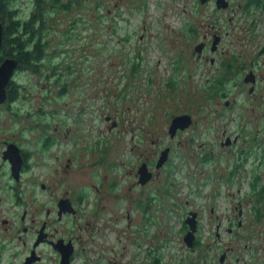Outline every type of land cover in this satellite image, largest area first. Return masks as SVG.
I'll list each match as a JSON object with an SVG mask.
<instances>
[{
  "label": "rangeland",
  "instance_id": "rangeland-1",
  "mask_svg": "<svg viewBox=\"0 0 264 264\" xmlns=\"http://www.w3.org/2000/svg\"><path fill=\"white\" fill-rule=\"evenodd\" d=\"M30 1H18L24 18L30 12ZM231 1L235 5L242 3V0ZM61 2L63 6L70 3L72 9L67 11L63 6H57L56 10L48 12L44 37L47 43L45 55L55 58L57 76L43 66L38 69L39 72L15 74L17 84L23 88L19 101L10 108H0V142L19 138L28 145L32 157L31 172L18 188L20 194L13 191L15 183L8 176L3 178L1 185L6 193L0 192V224L6 218L12 230L22 229L24 225L19 218L26 207L29 217L34 209L37 211L41 207L36 217L37 226L40 219L47 220L46 210H52L57 196H64L70 191L68 194L75 195L76 199L77 193L82 191L81 186L91 183L92 171L97 165L94 161L99 162L106 149L109 155L112 154V160L119 163V169L113 168L114 171L109 172L105 166L101 170L99 165V170L110 180L118 178L119 182L122 179L129 183L128 172L137 162L141 164L143 150L151 149L152 138H160L161 145L169 144L173 151L168 166L155 181L148 183L147 188L139 187L138 192H130L123 187L122 195L135 202L141 198V190L145 194L148 191L155 194L156 190L164 191L175 179L173 197L184 206L189 202L190 209L200 213L199 223L205 243L214 244L216 239H210L209 233L220 227L222 234L217 241L221 247H233L242 264H264V220L256 222L250 214V198H246L242 206L238 205L241 197H248V182L252 178L249 171L254 161L247 164V170L245 168L240 174L233 187L221 188L218 197H214L213 193L219 181L211 180L215 174H226L232 164L234 166L237 147L251 145L240 137L243 129L244 134H260L264 140V15L260 25L249 29L251 19L245 18L237 6L234 26L227 23L228 12L214 14L212 3L200 6L195 15L196 12L191 10L198 7V0ZM216 17L225 21H216ZM186 21L198 26L202 34L210 32L214 21L218 24L223 41L215 54L214 65L205 60L196 64L194 48L197 43L186 40L182 30ZM184 49L185 55L181 52ZM223 52L225 54L220 55ZM210 53L211 49L205 55ZM232 55L238 57L237 64L229 60ZM224 64H231L234 70L227 86L229 98L209 99V85L214 76L221 73ZM252 64H255L254 67ZM136 66L137 71H134ZM241 66H245L244 71L240 70ZM250 70L262 77L253 96L249 95V88L242 82L244 72ZM57 79L59 81L55 83ZM227 101L234 107L226 109ZM41 107L44 113L40 111ZM180 115L193 117L196 126L179 133L172 140L169 126L172 118ZM106 116L116 119L119 126L115 127L114 123L107 121ZM225 134L240 141L229 152H221L224 149L220 142ZM32 138H40L36 142L41 141V144L49 138L48 143L56 141L57 145L45 153L40 144L30 146ZM37 148L39 152L35 151ZM70 149L73 151L70 152ZM211 151L215 152L211 162H201L205 156L202 157V154ZM130 152L132 158L128 159ZM222 153L227 157H223ZM120 159L121 162H118ZM67 164L71 166L65 169ZM169 169L171 178L167 175ZM205 181L210 182L203 187ZM28 182L32 185L29 186ZM41 183L47 187L45 193L32 191L37 190ZM194 183L201 186L200 195L194 193ZM209 187H214V191ZM31 191L39 201L29 195ZM228 191L232 196H227ZM244 206L247 214L241 221L242 227L235 232V227L228 226V217L233 215V210L240 213V207ZM127 209H130L133 219L131 223L126 219ZM116 211H119L120 220L116 222L119 232L112 230L119 238L113 232L107 236L100 255L115 259L119 264H147L149 259L145 255L161 242V238H166L165 234H170L171 247L164 260L180 264L185 259L186 251L178 234L179 223L172 214L157 210L155 206L154 222L146 236L142 232L144 214L140 209L134 210V205L121 203ZM113 212L109 204L102 215H106V222L114 218ZM53 226L56 228L54 223ZM227 227L233 230V236L232 232L226 231ZM3 230L6 228L0 226V231ZM93 231L100 233V228L94 226ZM135 239L136 244L133 243ZM117 240L119 243L116 246L114 243ZM9 243L10 249L0 253V264H20L23 256L20 255L21 250L17 251L14 247L17 242L10 239ZM212 246L214 249L210 255L222 252L218 246ZM139 249L142 255L138 259L136 251ZM43 251H46V256L51 255L50 250L44 248Z\"/></svg>",
  "mask_w": 264,
  "mask_h": 264
},
{
  "label": "flooded vegetation",
  "instance_id": "flooded-vegetation-1",
  "mask_svg": "<svg viewBox=\"0 0 264 264\" xmlns=\"http://www.w3.org/2000/svg\"><path fill=\"white\" fill-rule=\"evenodd\" d=\"M198 3H199L198 7L196 6L194 10H191V12H196L195 15L198 14L199 12L198 9L200 6L205 7V4L208 5L209 3H212L214 5L213 6L214 14L215 13L218 14L222 12L229 13L227 17V23L231 26H234L235 21L237 19L236 6L239 11H242L245 14V18L249 19L251 17L246 12L247 7L246 4L244 3V0H242V3L238 2L236 5L234 4L233 1L228 0L229 4L228 7L225 9L218 8L217 0H208L206 3H202V0H198ZM198 3H194V4H198ZM260 11H264V8H261ZM262 15H264V13H261L260 18ZM220 19L221 18L216 17V21ZM216 21H214L213 25H210L211 28L210 32L208 31L205 34L201 33L202 31H200L198 26L192 25L188 21H186L184 24V29H182L185 31L184 38H186V40H191L197 43L194 48L197 65L199 62L203 60L209 61L212 65L215 64V60H216L215 54L219 52L220 44L223 41L222 31L219 28L218 24L215 23ZM222 21H225V19L223 18ZM258 25H260L259 22H255L251 20V23L249 24V29H251V26L255 28ZM141 40L144 39L141 37ZM216 40L219 41V45L217 46L218 51L212 52L211 50V53L209 55L208 54L205 55L206 51L208 52L209 49H212V45ZM199 45H204V49L202 52L196 51V48ZM181 52H183L184 55L186 53L185 49L181 50ZM224 54L225 53L223 52L220 55H224ZM234 57H235L234 55L229 56V60L231 61V63L237 64L239 59L238 57H236L234 60ZM174 59H176V57ZM252 65L254 67L255 64ZM137 68L138 66H136L134 71H137ZM241 69H243L244 71L245 66H241L240 70ZM261 79L262 77L260 78L259 75H256V72L254 70H250L247 73L244 72L243 80L242 79L241 80L244 83V85L249 88V92H248L249 95L253 96V94L257 89L258 83L260 82ZM239 85L241 86V82ZM250 91L253 92L250 93ZM11 103H13V101L11 100V98H9V93H8V98L6 103L0 105V108L1 107L10 108ZM233 103L235 104V100L233 101ZM233 103H231L230 105V102L227 101L225 103V108L230 109L234 107ZM105 118L107 121H110L111 124L114 123L115 127L119 126V123L116 119L110 116H106ZM174 118L175 117L172 118L171 124ZM192 120L193 123L190 126V128H192L193 125L196 126V122L194 121L193 117ZM181 132L183 131H178L176 136L179 135V133ZM175 137L171 138L170 136L172 140H175ZM18 139L6 140L0 142V192L6 193L5 188H3L1 184L3 178L5 176H8V178H10L15 183V186L12 188L13 191L20 194L18 188L20 185H22L23 183L22 181L24 180V178L26 179V175L29 172H31L30 170L31 161H32L31 151L28 149V145H26L23 141H19ZM37 139L40 138H32L30 146L38 145V144L44 146L45 143L41 144V141L36 142ZM239 142L240 141H238V138L235 137V139H232L231 136H226L225 134L224 140L220 142L221 147L224 149L221 152L232 151L233 146L238 144ZM13 145H15L18 148L19 155L14 153L13 148L11 150L9 149ZM53 145H57V142L53 141L48 143L47 141L46 146L47 147L49 146V148L47 149L45 148L44 150V147H41L42 152L47 153ZM151 145L152 146L150 150H143V152L141 153V160H140L141 164L139 165V163L137 162V164L133 165L131 170L128 172L127 177L131 179L129 183H127V181L124 182V180L122 181V179L119 182L118 178H114L110 180L106 174H102L101 170H103V166H105L106 170H108L109 172L111 171L113 172L114 170L119 169V163H116L117 161L112 160V154L109 155L108 152H102V157H100L99 162L94 161V163H97V165L94 167L95 170L93 168L92 171L93 177L91 178V183H87L86 185L81 186L82 191L77 193L76 199L74 198L75 195L73 196L71 194L70 196L68 194L70 193V191H67L64 196H57L55 198L56 202L54 203V207H52V210L51 209L46 210V215L48 217L47 220L42 219L43 220L42 221L40 219V223L37 226L38 221L36 217L39 215L41 211V207L40 209H37V211H35L34 209V213H30V217H29V210L27 209V207L23 209L19 218V220L24 225L22 229L12 230V228H10V221L6 218L2 219L4 221L3 224H0V226H3L4 229L6 228V230L0 231L2 232V234L0 235V253L3 254L6 252V250L10 249L9 240L11 239L17 242V245L14 246L17 249V251L21 250L20 255H22L23 258L19 262L20 264H119L115 259L114 260L107 259L106 257L100 255V251H102V246L105 244V242L108 239L107 236L112 235V232L115 234V236H117V238H119V235L114 230H112L115 229L116 231H118L116 228L118 224H116V222L119 221L120 219L117 214L119 213V211H116V208L120 206L121 203H128L131 206L134 205V210L138 209L137 202L139 199L136 200L135 202L133 200H130L129 197H125L122 195L121 189L123 187H126L130 192H138L139 187L144 189L147 188L148 183L152 182L153 180L155 181V179H157L160 176L163 170L166 169L169 162L171 161V157L173 156V151L171 146L169 144L161 145L160 138L159 139L157 138L156 140L152 138ZM155 147L158 148L155 149ZM166 149L170 150L168 160L163 167L158 168L157 165L160 160V157ZM35 151L39 152V149L37 148ZM69 151L72 152L73 150L70 149ZM213 152L214 151H211V153L208 154L213 157ZM208 154L207 153L202 154V157L203 155H208ZM222 155L223 157L224 155L227 157V155L224 153H222ZM129 156L130 157L127 158L131 159L132 158L131 152ZM5 157H10L11 159L9 158L6 159ZM207 157L208 156H205L204 159L202 158L201 162L202 160L208 161L209 159ZM138 160L139 158L137 159V161ZM118 162H121V159L118 160ZM131 162L132 160H130V163ZM209 162H211V160H209ZM209 162H204V163H209ZM69 164L66 165L65 169H68L67 167L71 166ZM144 164L147 167V172L152 174V179L145 185H142L140 182L141 179L140 171L143 170ZM14 165H15V169L19 167L18 176L16 172H14L13 169ZM99 165L101 166V170H99L98 168ZM131 166L132 164H130L129 168ZM113 168L114 170H112ZM228 171L226 172V174L220 175L221 176L220 178L222 179V177H228L229 176ZM167 175L168 178H171L172 173L167 171ZM214 176L216 177L217 174H215ZM214 176L211 177V180H216L214 179L215 178ZM221 179L216 181L220 182ZM99 181H101L100 184L98 183ZM28 185L31 186L32 183L28 182ZM224 187H228V185L226 183H223L221 185V188ZM33 190L36 193H45L47 191V187L46 185H43L41 183L37 188V190L32 189V191ZM220 190L218 191V188L216 187L214 191V187H213V191H214L213 195L217 192V195L219 196L221 194ZM32 191L29 193V195L34 196L36 200V195ZM141 192L143 193V190H141ZM26 194L28 196L27 192ZM227 194L228 197L232 196V193H229V191ZM36 201H39V199H37ZM104 204H108V206ZM109 204L111 205V208L114 211L113 212L114 218L113 219L110 218L111 222H106V217H105L106 215H104V217H102V215L104 214V212H106V210H108ZM187 204L189 205L190 203L187 202ZM15 207L17 208L18 205H16ZM188 208L190 213L192 211L193 213L197 214L196 217V220L198 222L197 232H196V240H197V237L199 236L198 233L201 229V224L199 223L200 213L198 211L191 210L190 209L191 205L188 206ZM127 213L128 214L126 216V219L131 223L133 219H131L130 209H127ZM135 214L136 211L132 215L135 216ZM6 223H8L9 225H6ZM53 223L55 224L56 228L53 226ZM64 225L66 226L63 227ZM94 226H98L100 228V233L93 231ZM221 232L222 230L220 229V227H215V229L211 231L209 234L210 236H216L217 238L216 240H220V235L222 234ZM230 232H232V236H233L234 235L233 230L230 229L229 233ZM201 234H202V229L200 235ZM184 238L185 235L181 237V241L182 244L184 243L183 248L186 251V256L188 253L187 249L192 250L193 256H191V260H193L196 264H242L241 259H239L238 256L236 255L234 248L230 246L220 247L221 248L220 250L222 252H220L219 255H217V253L210 255L211 253L210 252L209 255L211 256V258L209 257L208 260L206 261V259L204 260L203 257H207L208 255L207 254L203 255L202 250L197 247L190 248L185 243ZM120 241L122 242L121 239ZM118 243L119 240H117V242H115L114 244H116L117 246ZM133 243L135 244L137 243L136 239L133 241ZM208 244L209 245H207V247L211 246V251H212V249H214V247L212 246L213 244L212 243H208ZM44 248L50 250L51 255L46 256L45 255L46 251H43ZM167 250L168 249L162 248L161 251L158 253V255H156L154 251L152 253L151 252L147 253L145 255L146 258L149 259V262L147 264H156L157 257L155 256H159L162 258L160 264H171V262H166V260H164ZM115 251H117V249ZM136 252H137L136 256L138 255V259H139V257H141L140 255H142V251L141 249H139V251ZM15 256L17 257L18 255ZM251 264H255V263H251Z\"/></svg>",
  "mask_w": 264,
  "mask_h": 264
},
{
  "label": "trees",
  "instance_id": "trees-1",
  "mask_svg": "<svg viewBox=\"0 0 264 264\" xmlns=\"http://www.w3.org/2000/svg\"><path fill=\"white\" fill-rule=\"evenodd\" d=\"M18 1L19 0H0V22L4 27V41L1 48V60L6 58L16 60L18 62V70L16 72L17 75L30 72H39L38 69L43 66L47 69H50L53 75L57 76V64L55 62V58L53 56L47 57L45 55L47 43L45 42L44 37L47 31L46 15L48 12L56 10L57 6H63L61 0H31L30 12L25 18L22 17L23 10L18 7ZM244 3L247 7V14L251 16L249 19L255 22H262L260 15L261 13H264V11H260V9L264 8V0H244ZM62 8L68 11L72 9V5L69 3V5H65ZM251 29L255 28L251 26ZM235 58L236 56L234 57V60ZM70 67L71 65L69 66V69ZM233 72L234 70L231 64H224L221 73H217L213 78V82L209 85L207 93L209 99L214 100L218 99L219 97L223 99L229 98L230 94L227 86L231 82L229 78L232 76ZM51 76L52 75H50V78ZM58 81L59 80L57 79L55 83ZM17 82L18 81L15 77L8 88L9 98H11L13 101L11 105L17 104L19 101L20 90H23L22 86L18 85ZM66 90L67 89H65L63 92ZM40 111L44 113L42 111V107L40 108ZM240 129L243 128L241 127ZM244 133L245 130L243 129V132L239 133L240 137L242 140H248L251 145H249V147L245 146L244 144L243 147H237V144L234 145L233 147H237L238 149L234 151L235 164L234 166L232 164V167H230L228 171L229 176L222 177L221 179V176L217 175L214 179H221L217 186L218 191L221 189V185L223 183H226L228 187H233L240 178V174L245 171V168L247 170V164L253 160L254 166L249 171L252 177L248 182L249 194L248 197L246 195L241 197V203L239 202L238 205H241L243 201H246V198H250L252 202L250 214L253 216L256 222L260 223L264 220V140L260 134L247 135ZM48 140L49 138H47V141ZM47 141H45L43 147H46ZM106 152H108L107 149ZM205 156H208L207 158L209 160H212L213 158L209 154ZM209 160H202V162H209ZM167 171L171 172L170 169ZM210 181H205L203 183V187L208 185ZM170 184L167 188H164V191L156 190L155 194H153L152 191H148L146 194L143 192L141 194V198L137 202L138 209H140L144 214L145 219L143 218L142 232L146 236L148 235V229L151 226V223L154 222L155 215L153 211L155 206H157V210H163L164 212H167L168 215L172 214V216L176 218L178 221L177 223H179L178 234L180 237H183V235L186 236V234L189 232L190 227L185 222L190 216L188 208L189 205L187 204L184 206L181 202L174 199L173 194H175V191L173 190V187L176 186V180L174 179ZM197 185L194 183L195 188L193 191L195 194L200 195L202 189L197 188L200 187ZM212 189L213 187L209 188V190ZM213 196L218 197L217 192ZM164 200H167L168 202H163ZM240 209L241 213L233 210V215L228 217V226L235 227V232H237L239 227H242V224L240 223L244 215L247 214H245V206L242 208L240 207ZM236 210H238V206L236 207ZM230 229L231 228L227 227L226 231H229ZM200 233L201 229L198 233L199 236L197 237V240L195 239L193 243V248L197 247L202 250V253L205 252L208 256L203 257V259H206L207 261L210 257L209 253L211 252V246L207 247L209 244L205 243L203 236L202 234L200 235ZM169 235L170 234H165L166 238H161V242H158L159 244L156 245L155 248L153 247L152 251L150 252L152 253L154 251L156 255H158L162 248L169 249L171 247V239L168 238ZM211 238L217 239L216 236H211L210 239ZM218 241H213V245L217 244V248L221 249V245ZM187 250V256L182 260L181 264H196L193 260H191L193 251L190 249ZM155 257H157L156 264H160L162 258L159 256Z\"/></svg>",
  "mask_w": 264,
  "mask_h": 264
},
{
  "label": "water",
  "instance_id": "water-1",
  "mask_svg": "<svg viewBox=\"0 0 264 264\" xmlns=\"http://www.w3.org/2000/svg\"><path fill=\"white\" fill-rule=\"evenodd\" d=\"M208 0H202V3H206ZM228 0H217V5L219 9H225L228 7ZM4 41V27L3 24L0 22V105L5 104L8 98V86L13 82L14 76L18 70V62L11 58H6L1 60V48L3 46ZM219 41H214L212 45V52L217 50V46ZM204 49V45H199L196 48V51L202 52ZM253 91H250L252 93ZM193 120L190 115H180L173 119L172 124L169 128V134L171 138H174L178 131H185L192 125ZM13 148L15 154L19 155L18 148L13 145L10 150ZM169 149H166L158 162L157 167L161 168L165 165L169 157ZM6 159L10 157H5ZM14 172H16L18 176L19 167L15 169V165L13 167ZM141 179L140 182L142 185H145L152 179V174L147 172V167L144 164L143 170L140 171ZM197 214L190 213V216L186 220V224L190 227L189 232L186 234L184 241L190 247L193 248V243L196 239V232H197Z\"/></svg>",
  "mask_w": 264,
  "mask_h": 264
}]
</instances>
